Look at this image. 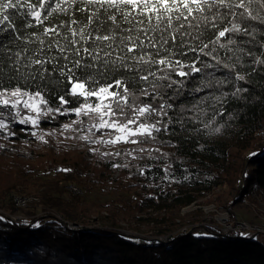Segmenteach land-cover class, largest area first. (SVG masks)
I'll return each mask as SVG.
<instances>
[{"label":"snow or ice","instance_id":"1","mask_svg":"<svg viewBox=\"0 0 264 264\" xmlns=\"http://www.w3.org/2000/svg\"><path fill=\"white\" fill-rule=\"evenodd\" d=\"M258 33L264 48V0H0V133L8 140L17 136L12 125H23L20 132L47 143L45 136L56 130L44 133L41 122L74 114L76 119L62 125L59 135L71 130L73 136L66 138L90 145L136 146L123 152L89 148L101 157L166 158L158 146L139 145L155 144L157 134L169 132L175 123L200 121L207 129L223 116L225 97L248 90L237 87L216 95L213 82L220 86L228 78L214 73L220 67L235 71L245 56L264 66V58L249 47L258 42ZM114 73L132 75L116 78ZM198 76L207 82L194 91H210L192 106V116L174 119L168 93L185 95L186 85ZM53 79L59 91L48 88ZM235 79L246 77L237 71ZM132 80L143 85L139 96L130 90ZM204 101L211 103L205 106ZM207 107L213 114L205 123ZM112 166L130 165L126 160ZM171 168L165 165L164 180L174 179ZM139 173L145 175L146 169L140 167Z\"/></svg>","mask_w":264,"mask_h":264},{"label":"trees","instance_id":"2","mask_svg":"<svg viewBox=\"0 0 264 264\" xmlns=\"http://www.w3.org/2000/svg\"><path fill=\"white\" fill-rule=\"evenodd\" d=\"M13 19L18 20L17 17ZM260 38L258 33V42L249 47L253 49L254 56L264 58V48L259 45ZM253 59L254 57L245 56L244 62L232 72L223 67L215 71V77L228 78V82L220 86L213 82L216 95L231 93L237 87L247 88L248 91L239 96L225 97L224 115L217 116L207 129L200 121L175 123L169 132L157 134L155 144L143 146H158L162 152L168 153L166 158L159 160L150 159L145 154V161L140 163L148 175L155 178L164 175L163 169L170 163V171L176 179L183 181L187 176L188 184L204 182L209 186L212 176L207 178L197 175L201 168L209 167L211 172L214 171L213 177H216L213 183L223 184L228 171L226 162L230 157L238 158L235 167L238 173L235 180L237 193L241 198H264V66L254 64ZM237 71L246 77L245 81L235 79ZM113 75L116 78H126L132 74H125L124 77L115 73ZM204 82H207L206 79L202 80L198 76L186 85L188 91L185 95L174 97L172 92L168 93L174 103V109L169 114L174 119L193 115L192 106L210 91H194ZM21 83L29 84L35 90V85L30 81L22 80ZM129 87L139 96L143 85L132 80ZM48 88L59 91L61 85L53 79L48 83ZM145 102L155 103L148 100ZM210 103L204 101L205 106ZM53 106H57L56 101H53ZM71 106L76 107L78 104L73 103ZM220 107L217 104L215 111L219 112ZM212 114L213 108L207 107L205 123L211 119ZM74 116H57L55 120L41 123L58 126L61 130V126L66 124L61 121ZM215 127H221V131H213ZM14 128L19 131L17 126L12 125V130ZM2 136L3 133H0V144L6 147L0 148V159L13 175L7 185L0 186V204L4 201V205L10 203L11 208H14L12 202H6L11 192L26 193L36 184L41 186L38 202L43 203L46 211L40 213L37 212L38 208H30L27 214L16 220L0 212V264H264V235L260 232L238 230L234 235L227 236L214 226L206 225L205 228H191L186 233L180 230L167 233L170 239L159 241L119 231L114 226V221L121 211H126L131 206V202H125L119 197L126 193L122 190L128 191L131 185L137 184L127 177L138 172L141 166L118 167L116 169L120 173L113 175L112 165L117 164L116 160L119 158L101 157L89 151L79 139L72 138L68 142L66 137L73 136L71 130L65 132L56 143L45 137L47 143L39 140L36 145H28L27 140L31 138L22 132H17L16 137L8 140ZM41 146L46 150V155L35 152ZM131 148L133 147L129 146L117 150L123 152ZM149 166H152L151 171H147ZM69 184H75L80 189L77 197L72 196ZM108 184L114 185L117 193H122L102 200L101 188H108ZM178 189L182 190L181 187ZM86 199L96 205L112 207L110 225L91 226L83 230L66 226L69 222L81 226L88 224V218L78 215L85 211L83 201ZM34 200L37 203V198ZM194 200L195 196L190 193L174 198L180 205H188ZM29 205L28 203L26 207ZM168 231L158 230L157 233ZM196 233L210 235H195Z\"/></svg>","mask_w":264,"mask_h":264},{"label":"rangeland","instance_id":"3","mask_svg":"<svg viewBox=\"0 0 264 264\" xmlns=\"http://www.w3.org/2000/svg\"><path fill=\"white\" fill-rule=\"evenodd\" d=\"M76 117L71 119L63 120L61 123H68ZM44 133L52 132L53 129L56 130L55 135H46L52 143H56L63 136L59 135L60 128L58 126H53L49 124H44ZM16 129L14 128L13 131ZM17 131V130H16ZM20 133V131H17ZM31 139L27 140L28 145H36L39 140L32 139L28 132H22ZM97 136L101 135L100 132L96 133ZM70 137V136H68ZM37 140V141H36ZM69 140L73 139H67ZM66 141V142H67ZM82 141V140H81ZM87 148L91 147H101L102 151H115L120 148L126 147H136L131 144H120L116 146H100V145H90L87 142L83 141ZM143 147L145 145H139ZM41 148H36V153L45 154L46 150ZM232 153V151H231ZM116 160L118 164H124L127 160L130 166L139 168L143 164L145 158L133 160L130 157L120 156ZM230 157L226 162L227 165V174L225 176V181L227 183L215 184L213 183L216 180L214 171L211 172L209 167L201 168L197 175H203L207 178L212 176L211 185L207 183L200 182L196 184H188V179H183V181L175 178L170 180H164L163 176L155 178L151 174L140 175L138 172L128 175L131 178L132 182L137 184L131 185L128 188V191L122 190L125 195L120 196L121 200L129 201L130 207L126 211H121L114 221V226L118 227L119 231L138 236L142 239H154L157 237H162L167 233H173L174 231L180 230L181 232L186 233V231L200 228H205L206 225L214 226L218 231L221 232V229L228 228L235 225V223H244L246 230L248 232H260L264 235V198L257 197L256 200H252V197L241 198L239 196L236 178L238 177L235 167L238 163V158ZM232 160V161H231ZM113 175L120 173V170L111 168ZM208 169L210 171H208ZM234 169V171H233ZM12 171L1 161L0 159V186H5L10 182V176H12ZM183 182V183H181ZM70 185V184H69ZM75 185V184H72ZM34 184L26 193H20V191H13L9 195V199L6 202L10 201L14 205V208H11L10 203L4 205V201L0 204V212L5 213L10 218L14 220L23 217L24 214H27V211L35 210V207L38 208L37 212H44L45 207L43 203L38 202L39 196L38 193L41 191V186ZM76 186V185H75ZM108 188H101V197L100 199L105 200L115 196L117 193L116 187L112 184L107 185ZM179 187L182 188L179 191ZM242 191V189H241ZM80 193V192H79ZM190 193V195L195 196V200L189 203L188 205H180L174 198L176 196H181L184 194ZM78 193H73V197H77ZM70 195V194H69ZM8 196V195H7ZM5 196L6 198H8ZM13 196H20L25 198L24 204H17L13 199ZM71 196V195H70ZM37 198V203L36 199ZM35 201V202H34ZM84 212L78 214L82 217L88 218V224L85 226H107L111 224L110 211L112 207L109 205H96L91 202V200L86 199L83 201ZM30 204L29 207H26L27 204ZM69 222L68 224H70ZM81 224H79L80 226ZM166 230L165 233H157L158 230ZM184 229V231H183ZM241 230V229H238ZM236 229V231H238ZM222 233V232H221ZM223 234V233H222ZM229 236L228 234H224Z\"/></svg>","mask_w":264,"mask_h":264},{"label":"built area","instance_id":"4","mask_svg":"<svg viewBox=\"0 0 264 264\" xmlns=\"http://www.w3.org/2000/svg\"><path fill=\"white\" fill-rule=\"evenodd\" d=\"M13 126H17L19 129L21 128V127H27V126H23V125H18V124H13ZM40 128L43 130V132H44V125H43V123H41L40 124ZM29 133V132H28ZM30 134V133H29ZM31 136V135H30ZM32 138H34V139H37L36 137H33V136H31ZM38 140V139H37ZM68 188H69V190L72 192V193H79L80 192V189L77 187V186H75V185H72V184H70V185H68ZM13 199L15 200V202L17 203V204H24L25 203V198H23V197H20V196H16V197H14L13 196ZM246 228V226H245V224L244 223H242V222H240V223H235V225L233 226V228L231 227V226H229L228 228H223V229H221V227H220V230H221V232L223 233V234H228L229 236H232V235H234V233L236 232V229L238 230V229H245ZM183 231H184V229H183ZM185 232V231H184ZM154 239H157V240H159V241H166V240H169L170 239V236H168V235H164V236H162V237H157V238H154Z\"/></svg>","mask_w":264,"mask_h":264},{"label":"water","instance_id":"5","mask_svg":"<svg viewBox=\"0 0 264 264\" xmlns=\"http://www.w3.org/2000/svg\"><path fill=\"white\" fill-rule=\"evenodd\" d=\"M13 220H14V218H13ZM66 226L71 228V229H81V230L89 228L87 226H81V225L79 226V224H77V223L66 224Z\"/></svg>","mask_w":264,"mask_h":264}]
</instances>
